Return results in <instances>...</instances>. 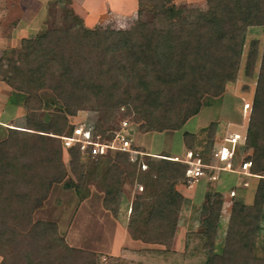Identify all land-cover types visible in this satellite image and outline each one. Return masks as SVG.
Returning a JSON list of instances; mask_svg holds the SVG:
<instances>
[{
  "label": "trees",
  "instance_id": "16d2710c",
  "mask_svg": "<svg viewBox=\"0 0 264 264\" xmlns=\"http://www.w3.org/2000/svg\"><path fill=\"white\" fill-rule=\"evenodd\" d=\"M206 3L207 10L191 13L177 7L174 0H138L136 24L113 35L83 25L75 29L78 19L71 11L67 13L71 25L49 28L23 40L20 49L0 59V81L17 92L11 102L23 103L29 124L27 131L9 129L0 141V264L92 263V255L61 239L57 224L33 219L52 185L66 175L61 137L72 136L76 127L69 117L85 109L98 112L95 135L102 140L115 137L117 130L107 125L123 106L129 111L124 119L141 113V107L148 110L147 132L182 129L201 112L207 96L219 97L224 85L236 78L248 30L264 29V0ZM81 38L100 43H93L90 49L80 43L79 51L68 56L62 53L67 44ZM93 53L97 58L90 63ZM257 57L258 43L254 41L247 74L253 73ZM42 90H49L62 104L49 113V121L44 120ZM243 146L253 151L244 160L252 163L251 175L264 173V52ZM133 148L143 152L134 139ZM64 149L77 173H83V158L108 159L104 187L108 205L119 203L124 180L134 183L139 170L143 190L153 188L147 194L153 195L152 207L143 216L144 197H137L128 233L134 241L171 247L185 200L177 186L191 181L186 163L170 155L146 154L133 161L122 152L91 157L76 147ZM142 164L147 166L145 171ZM222 206L223 197L218 193L203 207V231L198 236L207 255L205 264H264V253L262 259L254 258L264 217V177L253 205L234 201L223 251L216 253Z\"/></svg>",
  "mask_w": 264,
  "mask_h": 264
},
{
  "label": "rangeland",
  "instance_id": "374dc122",
  "mask_svg": "<svg viewBox=\"0 0 264 264\" xmlns=\"http://www.w3.org/2000/svg\"><path fill=\"white\" fill-rule=\"evenodd\" d=\"M174 3L177 7L191 13L205 11L208 8L206 0H174ZM71 11L78 19V24L73 26L75 29L83 25L92 30L109 31L113 35L121 31H129L136 24L138 0H0V59H6L5 57H10L12 51L20 49L23 40L33 39L49 28L71 25V21L67 19V13L72 14ZM81 40L76 39L67 44L62 53L68 56L77 51V45L80 43L86 49L93 48V43H100V40L95 42L92 39L81 38ZM254 41L258 43V57L254 71L249 75L246 73L247 59ZM263 52L264 29L250 28L246 35L236 78L224 85L219 97L207 96L203 100L201 112L190 119L179 131L147 132L146 122L149 112L145 107H141V113H131L126 119L124 115L129 112L128 108L123 106L116 109L107 127L114 131L120 128L123 120H128L132 124L134 145L146 154L170 155L183 162L187 160V152L192 151L195 157H200L202 162L209 166L204 170L206 178L223 173L224 171L218 168L223 164L214 154L222 146L227 145L225 140L235 135V131H242L244 136L247 133ZM95 57V53L90 54V63L95 62L97 58ZM14 95H17V92L6 82L0 81L1 112L4 113L6 106H10ZM40 95L45 101L44 120L49 121V113L62 104L49 90H42ZM22 104L15 106L18 108L16 120L7 123V126H0V141L8 136L9 129L28 130L27 110ZM69 122L71 125H85L96 129L99 113L85 109L78 112L76 116L69 117ZM240 143H242L241 140L237 144L233 161L234 168L237 170H241V163L253 154L252 149L241 146ZM146 158L148 157H145V161ZM71 159L70 154L63 147L62 160L66 175L62 182L52 185L47 198L36 209L33 215L34 221L41 220L57 224L61 239L69 247L92 255L93 257L89 259L93 264L206 263L207 255L198 233L203 231V207L213 201V194L218 193L208 195L201 205H195L196 203L191 200H184L177 232L170 248L143 242L131 246L124 244L122 257L121 254L114 253L112 250L116 224L120 222L125 225L128 233V224L137 197H144L141 208L144 216L152 207L153 195L147 194L151 193L153 188H150L149 192L143 190L138 170L134 183L124 180L119 203L108 205L105 202L104 189L109 167L108 159L106 157L102 161L81 159L84 168L82 174L73 170ZM235 175L238 179L241 177L244 180L243 183L238 179L235 182V187L231 189L236 193L234 197L230 193L229 200H225L226 195L222 194L223 206L215 241L216 253L223 251L234 201L253 205L261 178L264 177V173L258 175V178L245 177L239 173ZM245 183L248 184L247 187H244ZM183 186H190V182ZM244 189L251 190L253 195H241ZM227 193H229V187ZM261 227L256 238L255 259L263 258L264 217ZM129 237L131 238L130 235Z\"/></svg>",
  "mask_w": 264,
  "mask_h": 264
},
{
  "label": "built area",
  "instance_id": "2783aa9c",
  "mask_svg": "<svg viewBox=\"0 0 264 264\" xmlns=\"http://www.w3.org/2000/svg\"><path fill=\"white\" fill-rule=\"evenodd\" d=\"M247 108L249 106L247 105ZM131 123L128 120H123L120 128L117 129L115 137L113 139L102 140L100 136L95 135V129L85 125H78L75 127L72 136L61 137L63 146L66 149L76 147L79 149L82 155L98 157L106 154L107 152H122L131 156L133 161L139 157L145 156L137 149L133 148V131ZM242 140L245 143V137H241L239 134L231 135L225 141L226 146H222L215 152L214 156L218 159L223 166L218 167L221 171H233V161L235 159V152L238 142ZM229 144V147H228ZM180 160L179 158H174ZM189 166L187 176L193 180L200 179L205 176L204 170L209 167L205 165L199 157H195L191 151L187 152V160L183 161ZM252 163L242 162L241 171L247 175H251L250 168ZM143 171L147 169L145 164L141 165ZM236 193L231 192V196L234 197Z\"/></svg>",
  "mask_w": 264,
  "mask_h": 264
},
{
  "label": "crops",
  "instance_id": "0c3cea01",
  "mask_svg": "<svg viewBox=\"0 0 264 264\" xmlns=\"http://www.w3.org/2000/svg\"><path fill=\"white\" fill-rule=\"evenodd\" d=\"M21 103L22 102H20V104ZM18 104H12L11 102L10 106H6L4 113L0 111V126H7V123H11L14 120H16L15 118L18 116V110H17L18 108L15 106H18ZM9 126L11 127V125ZM235 134H239L242 138L245 137L244 133L242 134V131L241 132L235 131ZM240 144L241 146H243L244 145L243 141ZM174 158H177V157H174ZM233 169L234 170L231 172L224 171L223 173L214 174L213 177L211 176L208 178H206L207 176L205 172L204 177L197 179V180H193L192 182H190V186L187 187V186L179 185L177 186V189L184 196L185 201L191 200L196 203V204L194 203L195 205L197 204L201 205L204 202L205 198L208 195H212L213 193H219V194L226 195L225 200H229L228 198H229L230 193L234 191L231 189L235 187L234 186L235 182L238 179V177L235 174L239 173L241 175H244L245 177H253V178L257 177L258 178V176L247 175L241 170L235 169L234 162H233ZM238 180L239 182L241 181L243 183L244 179L242 180V178L239 177ZM247 185L248 184L245 183L244 187H247ZM228 187H229V193H227ZM241 195H253V192L251 190L244 189ZM112 243H113L112 245L113 252L114 253L118 252V254H121V256L123 257L124 256L123 254L124 244H128L129 246H131V245H136L137 243L140 244V241L132 240L127 233L125 225L121 224L120 222H117L116 228H115V237ZM124 252L126 253L125 250ZM0 262H1V258H0Z\"/></svg>",
  "mask_w": 264,
  "mask_h": 264
}]
</instances>
